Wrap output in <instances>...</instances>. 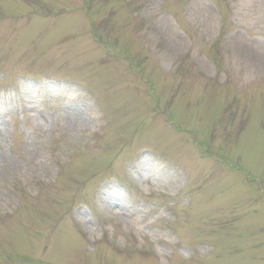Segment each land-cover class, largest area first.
<instances>
[{
	"label": "rangeland",
	"instance_id": "rangeland-1",
	"mask_svg": "<svg viewBox=\"0 0 264 264\" xmlns=\"http://www.w3.org/2000/svg\"><path fill=\"white\" fill-rule=\"evenodd\" d=\"M264 0H0V264H264Z\"/></svg>",
	"mask_w": 264,
	"mask_h": 264
},
{
	"label": "bare ground",
	"instance_id": "bare-ground-1",
	"mask_svg": "<svg viewBox=\"0 0 264 264\" xmlns=\"http://www.w3.org/2000/svg\"><path fill=\"white\" fill-rule=\"evenodd\" d=\"M247 57H249L254 66L264 69V48L255 53L254 51H245Z\"/></svg>",
	"mask_w": 264,
	"mask_h": 264
}]
</instances>
